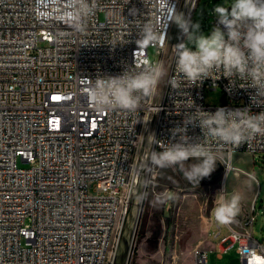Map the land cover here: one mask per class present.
<instances>
[{"label": "built area", "instance_id": "built-area-1", "mask_svg": "<svg viewBox=\"0 0 264 264\" xmlns=\"http://www.w3.org/2000/svg\"><path fill=\"white\" fill-rule=\"evenodd\" d=\"M198 2L169 0L177 12L185 5L191 19ZM96 4L78 30L73 0H0V264H113L126 198L141 179L143 187L150 184L156 169L150 153L162 150L157 144L142 149L152 121L154 136L167 144L179 139L172 130L196 107L264 111V103L252 102L255 89L240 87L239 80L233 85L222 73L194 86L182 81L179 89L166 80L135 113L98 111L87 94L95 79L139 70L151 59L150 47L160 54L153 61L164 62L169 46V77L175 76L173 46L184 38L160 0ZM149 21L162 26L164 43L140 47L136 41ZM213 88L224 92L220 104L205 101ZM187 135L203 139L197 126L189 125ZM214 147L225 173L244 171L233 164L234 155L264 152V137L237 149ZM144 152L148 165H138ZM254 212L255 205L244 230L235 228L237 220L228 225L219 255L237 242L240 264H264V244L249 228ZM220 233L218 225L215 236ZM193 254V264H209L208 249L196 247Z\"/></svg>", "mask_w": 264, "mask_h": 264}, {"label": "clouds", "instance_id": "clouds-1", "mask_svg": "<svg viewBox=\"0 0 264 264\" xmlns=\"http://www.w3.org/2000/svg\"><path fill=\"white\" fill-rule=\"evenodd\" d=\"M160 6L166 11L168 23H175L184 38L173 46L176 75L169 77L163 62L145 59L139 70L128 68L120 75L98 77L87 92L98 111L119 109L135 113L143 99L157 95L166 78L167 84L179 89L182 81L194 86L205 79H218L217 73H222L233 85L239 80L240 87L255 89L252 102L264 103V0H230L227 5H215L217 23L208 33L202 31L199 22L177 12L169 0H160ZM96 7V0H73L72 18L78 30H84L86 19ZM164 39L162 26L149 21L143 24L136 44L156 46L163 44ZM189 125L199 127L203 139L190 138ZM172 136L179 139L167 144L154 135L148 137L150 143L162 149L150 153L152 165L160 169L176 167L187 181L199 184L215 171L217 162L225 164L214 145L237 149L264 137V111L253 114L250 108L220 107L210 112L196 107L185 117L183 126L172 130ZM189 160L192 162L188 163ZM249 179L256 181L254 175ZM243 198L235 190L221 191L211 213L215 223L222 226L233 223L241 212ZM171 199V193H161L155 204L163 205Z\"/></svg>", "mask_w": 264, "mask_h": 264}, {"label": "rangeland", "instance_id": "rangeland-1", "mask_svg": "<svg viewBox=\"0 0 264 264\" xmlns=\"http://www.w3.org/2000/svg\"><path fill=\"white\" fill-rule=\"evenodd\" d=\"M228 3L230 0H199L192 21L199 22L202 31L208 33L214 26L216 17L211 7ZM149 53L152 60L160 58L155 47H150ZM173 57L174 51L169 46L163 62L169 73ZM166 80L167 78L162 81V85ZM223 97L221 88L208 89L205 93L208 104H220ZM19 163L26 166V163ZM233 164L252 171L258 181L250 180V176L242 172L235 174L231 171L226 176L223 164L220 172L212 173L199 184L187 181L176 167H156L144 199L130 264H193V250L196 247L208 249L209 264H240L237 242L225 252L222 251L221 255L217 250L221 236L229 234L230 231L228 225H219L221 233L215 236L218 225L211 214L217 195L224 190L227 193L235 190L244 197L241 212L235 219L238 222L235 228L239 230L246 228L244 222L255 205V219L249 228L253 236L264 244V152H256L254 155L246 151L239 152L234 155ZM135 189L136 192L126 198L117 227L121 234L127 223L124 232L127 240H130L142 194L138 187L133 188L132 192ZM161 193H171L173 199L163 205H156L155 198ZM129 211L131 215L128 217ZM117 246L120 253L124 247L120 235Z\"/></svg>", "mask_w": 264, "mask_h": 264}, {"label": "water", "instance_id": "water-1", "mask_svg": "<svg viewBox=\"0 0 264 264\" xmlns=\"http://www.w3.org/2000/svg\"><path fill=\"white\" fill-rule=\"evenodd\" d=\"M212 10H214V6L211 7ZM150 178V175L148 176V179ZM138 189L141 191V199H140V205L138 207V212L137 216L135 217L134 221V227L131 230V236L130 240H127L125 237V228L127 226V223L122 228V233L120 234V239L123 240L124 242V247L121 249L120 253L118 252V246L116 248L115 256H114V261L113 264H130L131 258L135 249V243H136V236H137V231L139 228V223L141 220V214H142V208L144 205V199L147 194V190L149 187L148 181L145 182L144 187H143V181L142 179L140 180L138 184ZM131 215V211H129L128 217Z\"/></svg>", "mask_w": 264, "mask_h": 264}, {"label": "bare ground", "instance_id": "bare-ground-1", "mask_svg": "<svg viewBox=\"0 0 264 264\" xmlns=\"http://www.w3.org/2000/svg\"><path fill=\"white\" fill-rule=\"evenodd\" d=\"M184 8H185V5H183V7H182V9H181V11L179 13H183L186 16V12H185V9ZM154 134H155V124H154V121H152L151 125L149 126L148 133L146 135L145 141L143 142L142 149L145 148V144L146 145H151L152 144V143L149 142V138L148 137L151 136V135H154ZM138 165H142V166L143 165H148V162L146 163L145 152L144 153H141V156L139 158ZM240 172H242V173L250 176V171L249 170H246V169H244V171H241V170H235L234 171L235 174H238ZM228 174L229 173H227V171H226L225 175L227 176ZM132 190H131V194L134 193V192H136V189L133 192H132Z\"/></svg>", "mask_w": 264, "mask_h": 264}, {"label": "trees", "instance_id": "trees-1", "mask_svg": "<svg viewBox=\"0 0 264 264\" xmlns=\"http://www.w3.org/2000/svg\"><path fill=\"white\" fill-rule=\"evenodd\" d=\"M222 168H223V166L221 165V163H220V162H217L216 169H215V171H214L213 173H215V172H216V173L220 172Z\"/></svg>", "mask_w": 264, "mask_h": 264}]
</instances>
